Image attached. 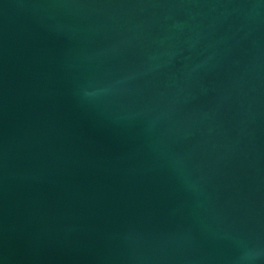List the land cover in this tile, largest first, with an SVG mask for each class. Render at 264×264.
Returning <instances> with one entry per match:
<instances>
[{
	"label": "water",
	"instance_id": "water-1",
	"mask_svg": "<svg viewBox=\"0 0 264 264\" xmlns=\"http://www.w3.org/2000/svg\"><path fill=\"white\" fill-rule=\"evenodd\" d=\"M0 264H264V0H0Z\"/></svg>",
	"mask_w": 264,
	"mask_h": 264
}]
</instances>
